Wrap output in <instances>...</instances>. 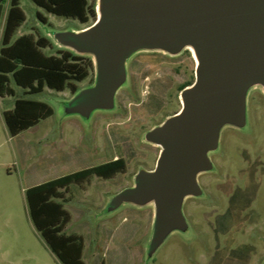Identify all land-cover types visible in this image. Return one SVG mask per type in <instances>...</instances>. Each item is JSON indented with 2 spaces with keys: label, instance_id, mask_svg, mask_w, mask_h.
I'll use <instances>...</instances> for the list:
<instances>
[{
  "label": "rangeland",
  "instance_id": "1",
  "mask_svg": "<svg viewBox=\"0 0 264 264\" xmlns=\"http://www.w3.org/2000/svg\"><path fill=\"white\" fill-rule=\"evenodd\" d=\"M21 7L27 16L21 32L48 37L54 43L44 49L48 55L69 50L54 42L51 31L82 30L96 21L83 24L57 17L31 0H21ZM38 12L48 24L38 19ZM196 66L191 49L176 56L136 53L127 64L128 84L118 91L116 108L95 112L89 122L62 112V104L73 97L70 90L46 88L28 95L13 83L17 97L44 101L54 114L12 137L3 112L13 108L17 97L0 98V264H61L34 226L26 191L116 157L127 163L123 173L110 179L93 175L62 189V198H55L70 215L63 232L84 240L86 264H241L248 254L251 260L246 264L264 262V90L260 87L248 98V127L222 130L220 147L210 154L214 170L198 178L204 196L184 202L187 234L172 233L149 260L154 204H125L104 212L112 196L134 185L138 171L156 167L161 147L146 142L145 133L181 110L180 93L194 83ZM95 79L94 66L84 81L75 84L81 90Z\"/></svg>",
  "mask_w": 264,
  "mask_h": 264
},
{
  "label": "water",
  "instance_id": "2",
  "mask_svg": "<svg viewBox=\"0 0 264 264\" xmlns=\"http://www.w3.org/2000/svg\"><path fill=\"white\" fill-rule=\"evenodd\" d=\"M97 14L85 29L50 33L61 47L94 61L95 82L62 104L67 116L89 122L97 111L114 110L138 52L176 56L191 49L197 61L194 83L180 93L181 110L145 133L146 142L161 147L156 167L138 171L134 185L104 209L154 204L151 260L172 233L190 231L184 202L204 196L198 178L214 170L210 154L222 130L248 127L249 91L264 90V0H98Z\"/></svg>",
  "mask_w": 264,
  "mask_h": 264
},
{
  "label": "trees",
  "instance_id": "3",
  "mask_svg": "<svg viewBox=\"0 0 264 264\" xmlns=\"http://www.w3.org/2000/svg\"><path fill=\"white\" fill-rule=\"evenodd\" d=\"M31 1L57 17L76 19L83 24L97 19L96 0ZM5 2L0 0V18ZM9 5L0 47V97L16 96L11 85L13 82L28 95L41 94L46 88L77 93L79 89L75 83L89 76L94 69L93 60L88 58L85 61L81 55L63 49L48 55L44 49L52 48L54 43L43 35L30 33L13 40L27 16L21 7V0H10ZM37 17L43 24H48V19L41 12L37 13ZM53 114L54 109L48 103L19 97L14 108L4 113V118L10 136L14 137ZM126 165L125 159L119 158L37 184L26 191L34 226L61 264H86L83 259L85 243L82 237L63 232L70 215L63 203L55 198H62V189L67 190L71 184H80L93 175L110 179L123 173Z\"/></svg>",
  "mask_w": 264,
  "mask_h": 264
},
{
  "label": "crops",
  "instance_id": "4",
  "mask_svg": "<svg viewBox=\"0 0 264 264\" xmlns=\"http://www.w3.org/2000/svg\"><path fill=\"white\" fill-rule=\"evenodd\" d=\"M9 4H10V2H9ZM9 7H10V5L5 9V6H4L3 13H2V16H1V18H0V20L3 21V23H2L3 25H2V28H1V32H0V47H1V40H2V37H3V32H4V27H5L6 17H7V13H8ZM21 28H22V26L19 28V30H18L17 33L15 34L13 40H16L17 38H19L20 36H22V35H24V34H30V33H22V32H21ZM13 83H14V82H13ZM13 83H12L11 85H12V87L15 89ZM14 84H15V83H14ZM15 86L18 87V88H21V87L17 86L16 84H15ZM21 89L25 92V90H24L23 88H21ZM15 91H16V89H15ZM16 94H17V92H16ZM11 97H12V96L0 97V98H1L2 100H6L7 98H11ZM15 97H17V95H16ZM17 98H19V97H17ZM15 100H16V99H15ZM14 106H15V102H14ZM14 106H13V108H14ZM13 108H10V107H9V108H6V109L4 110V112H3V116H4V113H5L6 111H8V110H12ZM4 121H5V118H4ZM5 125H6V122H5ZM6 128H7V125H6ZM7 130H8V128H7ZM8 132H9V130H8ZM9 134H10V133H9ZM250 257H251L250 254H248V256H247V258H246V261H242L241 264H246L247 262H250V260H251Z\"/></svg>",
  "mask_w": 264,
  "mask_h": 264
},
{
  "label": "flooded vegetation",
  "instance_id": "5",
  "mask_svg": "<svg viewBox=\"0 0 264 264\" xmlns=\"http://www.w3.org/2000/svg\"><path fill=\"white\" fill-rule=\"evenodd\" d=\"M129 62V61H128ZM128 84V77H127V83H126V85ZM93 85V84H92ZM92 85H90V86H92ZM255 87H253L250 91H249V94H248V98H249V96L251 95V93H252V90L254 89ZM73 96H74V94H73ZM247 114H248V102H247ZM158 125H160V124H158ZM228 127H231V126H228ZM232 128H234V127H232ZM119 158H121V157H116L115 159H112V160H110V161H113V160H117V159H119ZM110 161H108V162H110ZM107 163V162H106Z\"/></svg>",
  "mask_w": 264,
  "mask_h": 264
}]
</instances>
